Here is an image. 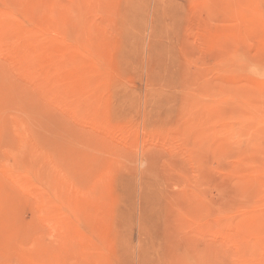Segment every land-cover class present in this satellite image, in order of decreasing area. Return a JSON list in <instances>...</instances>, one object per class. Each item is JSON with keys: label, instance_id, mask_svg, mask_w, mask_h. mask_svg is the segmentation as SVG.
Wrapping results in <instances>:
<instances>
[{"label": "rangeland", "instance_id": "1", "mask_svg": "<svg viewBox=\"0 0 264 264\" xmlns=\"http://www.w3.org/2000/svg\"><path fill=\"white\" fill-rule=\"evenodd\" d=\"M0 264H264V0H0Z\"/></svg>", "mask_w": 264, "mask_h": 264}]
</instances>
